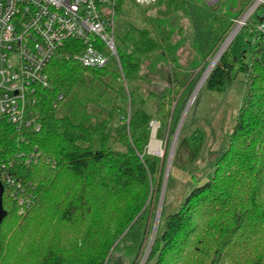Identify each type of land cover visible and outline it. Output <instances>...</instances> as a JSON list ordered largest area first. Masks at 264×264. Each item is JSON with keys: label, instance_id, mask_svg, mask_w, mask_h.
I'll return each instance as SVG.
<instances>
[{"label": "trees", "instance_id": "1", "mask_svg": "<svg viewBox=\"0 0 264 264\" xmlns=\"http://www.w3.org/2000/svg\"><path fill=\"white\" fill-rule=\"evenodd\" d=\"M123 1L136 7L119 0L116 15ZM226 1L157 0L153 16L146 14L150 7H137L143 22L128 23L120 37L119 67L112 60L101 69L83 68L73 60L81 44L66 43L45 69L48 86L37 89L39 130L18 131L0 118V164L10 165L22 189L17 196L29 200L19 214L5 186L0 264H104L119 247L136 256L140 220L164 164L145 153L150 124H159L157 138L168 127L170 138L208 61L254 2L225 7ZM175 15L190 26L197 57L190 72L179 65V44L172 42L175 29L166 17ZM253 15L256 26L264 23V4ZM251 35L250 62L237 64L248 90L226 148L211 175L165 217L146 264H264V33ZM235 62L224 51L203 88L213 92L229 82ZM160 64L169 70V84L160 93L148 91L146 75ZM66 96L71 105L58 115ZM184 132L185 124L173 155V166L182 168L195 161L203 141L198 131ZM34 151L53 165L23 159Z\"/></svg>", "mask_w": 264, "mask_h": 264}, {"label": "built area", "instance_id": "2", "mask_svg": "<svg viewBox=\"0 0 264 264\" xmlns=\"http://www.w3.org/2000/svg\"><path fill=\"white\" fill-rule=\"evenodd\" d=\"M118 1L0 0V118L18 131L39 130L34 113L37 89L48 86L45 69L68 42L81 44L73 60L83 68L101 69L112 60L119 67L114 41ZM156 1L131 0L140 8L151 7ZM220 1L225 0H202L206 4ZM245 13L234 22L232 30L236 31ZM255 30L264 33V23ZM23 159L33 163L40 159L53 165L36 151ZM9 168L7 163L0 164V182L17 202L21 214L29 200L17 196L22 189L15 183Z\"/></svg>", "mask_w": 264, "mask_h": 264}, {"label": "rangeland", "instance_id": "3", "mask_svg": "<svg viewBox=\"0 0 264 264\" xmlns=\"http://www.w3.org/2000/svg\"><path fill=\"white\" fill-rule=\"evenodd\" d=\"M232 2L233 0L226 1L225 7H229ZM129 6L130 4L128 2L123 1V4L120 5L115 17L114 41L116 47L119 46V39L124 33L128 23H134L141 26L143 22L142 14L140 13L141 11L137 9V6L132 7V9H129ZM154 7L155 6L153 5L148 9V12H146V14L148 13V16H153L157 13V9H154ZM166 19L169 21V26L171 25V27L175 29L172 42H177L179 44L177 48L179 65L184 71L187 70L190 72L189 66L193 61L197 60V57L190 45L191 31L189 23L186 18L178 17V15L173 17L168 16ZM254 21V15L251 16V18L248 17L245 25L236 29L230 38V42L226 46L225 51L228 49L230 56L235 58L236 61V67L232 72L231 80L224 84L219 90L213 92L205 90L202 85L188 108L183 121V124L186 126V132L183 134L186 137H190L193 132L198 131L203 136L202 149L195 161L184 168L176 167L175 165L173 166L172 157L160 207V217L157 221L155 217L163 175L166 168V160L177 126L173 133L170 134V138L168 127L160 132V137L157 138L156 134L159 124L155 121L150 124L151 131L152 124L154 123L156 126L154 137L162 149V154L159 156L149 152L151 132L145 153L159 158L160 162H164L161 185L157 186L155 182L153 183L151 194L144 207L145 211L140 220V231L143 233V236L136 256H133L134 254L126 255L123 251V247H119L109 254L110 256L104 264H146L154 238L160 230L165 217L178 210L186 193L194 184L202 183L211 175L216 161L226 148L237 110L243 103L248 90L246 74L237 68V64L241 61H244L245 63L250 62L253 49V37L251 33L256 27ZM178 26L182 28V34L177 33ZM168 72L169 70L165 64H160L156 68L155 73L146 75L149 83L145 85V89L156 93L165 90L169 84ZM71 102V96L64 97V100L58 105L57 114L64 115L71 105Z\"/></svg>", "mask_w": 264, "mask_h": 264}, {"label": "water", "instance_id": "4", "mask_svg": "<svg viewBox=\"0 0 264 264\" xmlns=\"http://www.w3.org/2000/svg\"><path fill=\"white\" fill-rule=\"evenodd\" d=\"M256 2H257V0H255V2L246 11L244 17L247 16V18H248L252 14V12L259 6V5H256ZM262 2H264V1H262ZM262 2H260L259 4H262ZM247 18H245V19H247ZM234 32H235V29L230 32V34L227 36V38L225 39V41L222 43V45L220 46V48L218 49V51L214 55V58H213V59H215L214 64L211 67H210V64L208 65L206 71L204 72V74L202 75L201 79L199 80L196 88L194 89V91H193L190 99L188 100V102H187V104H186V106H185V108H184V110L182 112L181 118H180L179 123L177 125L176 132L174 134V137H173V140H172V143H171V146H170V150H169V153H168V156H167V160H166V168H165L164 175H163V181H162V186H161L160 195H159V201H158V208H157V213H156V217H155L156 221L160 217L159 212H160V207H161V203H162V199H163V194H164V190H165L166 180H167V177H168V172H169V169H170V166H171V161H172V157H173V154H174V149H175V146H176V142H177V139H178V135H179L181 126L183 124L184 118L186 116V113L188 111V108H189L190 104L192 103V101L194 100L196 93L198 92V90L203 85V83H204L205 79L207 78L208 74L210 73V71L212 70V68L214 67V65L216 64V62L218 61V59L220 58V56L225 51V50H223V51L221 50L222 46H224V43L226 42V40L229 37H231ZM153 124H152V126H153ZM151 137H152V131H151ZM3 192H4V189H3V186H2V184L0 182V224H1L2 220L4 219V217L6 216V212L3 210V207H2Z\"/></svg>", "mask_w": 264, "mask_h": 264}, {"label": "bare ground", "instance_id": "5", "mask_svg": "<svg viewBox=\"0 0 264 264\" xmlns=\"http://www.w3.org/2000/svg\"><path fill=\"white\" fill-rule=\"evenodd\" d=\"M260 1H261V0H257L256 5H258V4L260 3ZM245 18H247V16H246ZM245 18H244V19H245ZM244 19H243L242 21H239V24H238V25H239L240 27H241V25H242ZM239 26H237L238 29H239ZM237 28H236V29H237ZM230 38H231V37H229V38L226 40V42L224 43V46H222V48H221L222 51L225 50L226 46H227L228 43L230 42ZM213 58H214V57H213ZM214 61H215V59L211 60V62L209 63V64H210V67L214 64ZM207 67H208V66H207ZM206 69H207V68H206ZM205 71H206V70H205ZM155 131H156V126L153 124V126H152V137H151V141H150V144H149V152L152 153V154H156V155H159V156H160V155L162 154V149H161L159 143L155 140V137H154Z\"/></svg>", "mask_w": 264, "mask_h": 264}]
</instances>
